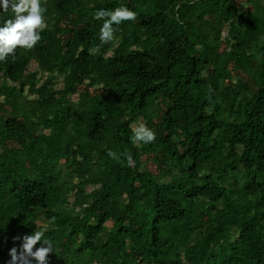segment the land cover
Masks as SVG:
<instances>
[{
    "label": "trees",
    "instance_id": "16d2710c",
    "mask_svg": "<svg viewBox=\"0 0 264 264\" xmlns=\"http://www.w3.org/2000/svg\"><path fill=\"white\" fill-rule=\"evenodd\" d=\"M121 5L137 19L100 45ZM41 6V41L0 61V264L37 229L50 264H264V0Z\"/></svg>",
    "mask_w": 264,
    "mask_h": 264
},
{
    "label": "clouds",
    "instance_id": "9594fccd",
    "mask_svg": "<svg viewBox=\"0 0 264 264\" xmlns=\"http://www.w3.org/2000/svg\"><path fill=\"white\" fill-rule=\"evenodd\" d=\"M0 11H10L13 14L11 19L0 25V61L14 56L18 48L31 50L41 41L40 32L46 27L44 14L47 11L41 6V0H0ZM94 18L103 21L99 32L100 45H103L116 38L115 34L121 22L135 21L137 14L127 6L121 5L114 9H98ZM131 139L134 144H150L155 141L156 135L144 123H138L132 128ZM107 155L114 160H119L122 155L128 167L134 166L131 152L126 151L118 155L109 149ZM15 240H22V243L19 248L10 249L7 264H50L49 256L54 253L53 244L44 238V231L37 229L22 238L14 237ZM38 244L39 247H36Z\"/></svg>",
    "mask_w": 264,
    "mask_h": 264
},
{
    "label": "rangeland",
    "instance_id": "374dc122",
    "mask_svg": "<svg viewBox=\"0 0 264 264\" xmlns=\"http://www.w3.org/2000/svg\"><path fill=\"white\" fill-rule=\"evenodd\" d=\"M150 9L151 11H159L160 10V7L159 5H156V4H150ZM224 12H227V8H224ZM254 22H257L256 19H249L248 20V24H249V27L252 28L253 26V23ZM218 35H220V37L222 39H224L227 35L226 31H221V32H218L217 33ZM179 66H183L184 67V61H179ZM155 103V99L154 98H150L149 101H148V109H151L152 106L154 105ZM152 123V122H151ZM60 138H61V132H57L55 134H53L52 136L49 137V140L51 141V150H52V156L55 157L56 159H59L61 160L62 159V152H61V149H60V146H59V143H60ZM40 159H42L43 161H46L47 158L45 155H41L40 156ZM1 203H6V200L3 199L1 201ZM13 247H16L15 245H13ZM206 251V248L205 246H201L199 248H197V253L198 254H201V253H204ZM7 259H10V256H7L6 257Z\"/></svg>",
    "mask_w": 264,
    "mask_h": 264
}]
</instances>
